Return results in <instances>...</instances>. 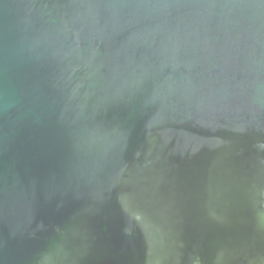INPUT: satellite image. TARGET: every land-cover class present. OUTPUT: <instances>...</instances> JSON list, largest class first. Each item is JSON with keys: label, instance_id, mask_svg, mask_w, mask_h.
I'll return each mask as SVG.
<instances>
[{"label": "water", "instance_id": "obj_1", "mask_svg": "<svg viewBox=\"0 0 264 264\" xmlns=\"http://www.w3.org/2000/svg\"><path fill=\"white\" fill-rule=\"evenodd\" d=\"M0 264H264V0H0Z\"/></svg>", "mask_w": 264, "mask_h": 264}]
</instances>
